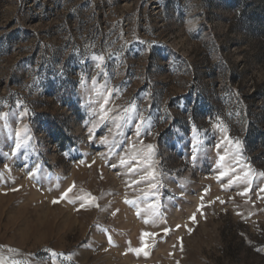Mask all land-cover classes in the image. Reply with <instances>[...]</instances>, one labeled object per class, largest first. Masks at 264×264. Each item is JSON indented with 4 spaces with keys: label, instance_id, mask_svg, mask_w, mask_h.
Masks as SVG:
<instances>
[{
    "label": "rangeland",
    "instance_id": "obj_1",
    "mask_svg": "<svg viewBox=\"0 0 264 264\" xmlns=\"http://www.w3.org/2000/svg\"><path fill=\"white\" fill-rule=\"evenodd\" d=\"M258 18L0 0V264H264Z\"/></svg>",
    "mask_w": 264,
    "mask_h": 264
},
{
    "label": "trees",
    "instance_id": "obj_2",
    "mask_svg": "<svg viewBox=\"0 0 264 264\" xmlns=\"http://www.w3.org/2000/svg\"><path fill=\"white\" fill-rule=\"evenodd\" d=\"M236 10H243V7L240 5H237ZM258 18V24L259 26L264 24V20L261 21ZM262 32H264V29L262 30ZM253 95V94H252ZM254 96H257V98L260 99V102H262L263 106L261 107V110L259 112L264 113V92H259L256 91L254 93ZM253 117L255 119H258V114L257 113H253ZM247 140L249 142L250 145L252 144H257V148L256 149H252V154H256V156H254L253 158H257L260 159L261 156H264V131H258L256 132L255 129H251L250 130V134L247 135ZM262 152V153H261ZM261 160V159H260Z\"/></svg>",
    "mask_w": 264,
    "mask_h": 264
},
{
    "label": "snow or ice",
    "instance_id": "obj_3",
    "mask_svg": "<svg viewBox=\"0 0 264 264\" xmlns=\"http://www.w3.org/2000/svg\"><path fill=\"white\" fill-rule=\"evenodd\" d=\"M239 142L237 141V144H238ZM149 147H151V146H149ZM17 148H19V145H17ZM221 159H224L223 157H221ZM72 191V189L71 188H69L64 194H63V196H67V194H68V192H71ZM242 195L244 194V193H241ZM56 201H54V203H55ZM126 202H128V201H126ZM128 203H131V202H128ZM192 219H193V221H195V216H193L192 217ZM148 221H145V223H147ZM152 234L151 233H143L142 234V237H141V239H142V242H143V239H144V237H149V236H151Z\"/></svg>",
    "mask_w": 264,
    "mask_h": 264
}]
</instances>
